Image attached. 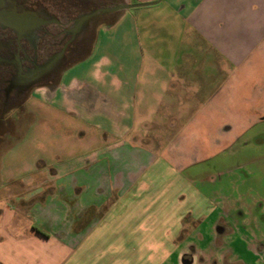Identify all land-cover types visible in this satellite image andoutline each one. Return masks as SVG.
I'll use <instances>...</instances> for the list:
<instances>
[{
  "label": "crops",
  "instance_id": "0c3cea01",
  "mask_svg": "<svg viewBox=\"0 0 264 264\" xmlns=\"http://www.w3.org/2000/svg\"><path fill=\"white\" fill-rule=\"evenodd\" d=\"M107 1L142 7L0 116V264H196L216 236L264 264L256 217L184 175L264 120V0Z\"/></svg>",
  "mask_w": 264,
  "mask_h": 264
},
{
  "label": "rangeland",
  "instance_id": "374dc122",
  "mask_svg": "<svg viewBox=\"0 0 264 264\" xmlns=\"http://www.w3.org/2000/svg\"><path fill=\"white\" fill-rule=\"evenodd\" d=\"M66 1L33 0L31 5L36 6L40 2L45 8L49 9L50 7L51 13L59 17L65 13L67 7L68 10L71 9V15L76 16V14H88L101 8L104 9L108 4L107 0H68L74 1L72 4L70 3L71 5ZM65 2L67 3L66 8L61 6V3ZM142 10L155 11L157 9ZM103 18L96 19V26L103 21ZM155 18L152 17V20L154 19L153 22L157 23ZM52 31L56 32L57 30L52 28ZM151 33L156 36L157 32L155 30ZM88 38L87 42L84 40L79 45V52L70 63L77 61L90 52L93 43L92 33ZM199 49L201 50V48ZM58 78H60V75L56 79ZM250 97V91H246L243 99L240 97V101H244L247 106L246 112L248 113L252 110L254 94L251 99ZM2 98L3 95H0V116L3 113L8 118L13 114V109L23 105L17 104L11 108L3 109L1 105ZM258 113L261 117H264V102ZM230 121L234 122L233 120ZM241 122H243L245 128L238 140H235L225 152L216 155L208 162L195 165L191 171L186 172L184 175L186 177L195 175L197 178H195L193 186L218 201L221 211L233 213L235 220L230 222L231 225L242 223L239 220L237 221L239 213L244 212L248 215V212H250L252 217H256L255 222H247L251 226L249 231L252 236L250 243L260 241L264 246V120H240V124ZM161 179L163 180V178ZM234 240L236 239L225 236L212 237V244L208 247L209 251H197L195 253L196 264H244L243 262L259 264L258 259L254 257V252L248 245L243 246L240 244V251L238 253L237 251L234 252L232 250ZM198 250L200 249L198 248ZM183 254L184 251L182 254L180 252V255ZM187 254L193 255L189 251H187Z\"/></svg>",
  "mask_w": 264,
  "mask_h": 264
},
{
  "label": "flooded vegetation",
  "instance_id": "af4514ba",
  "mask_svg": "<svg viewBox=\"0 0 264 264\" xmlns=\"http://www.w3.org/2000/svg\"><path fill=\"white\" fill-rule=\"evenodd\" d=\"M32 1L17 0L20 6L38 12L49 22L48 25H43L34 36L23 37L11 30L0 28V95H3V109L26 103L36 88L57 83V76L61 75L70 61L77 56L79 45L93 34L96 26V20H92L78 30V21L102 9L88 14L71 15L67 0L61 3L67 10L63 15L56 17L49 10L50 7L47 9L40 2L32 6ZM73 2L68 1V4ZM52 28L57 31H52ZM52 62H55L53 68L45 71Z\"/></svg>",
  "mask_w": 264,
  "mask_h": 264
},
{
  "label": "water",
  "instance_id": "95a60500",
  "mask_svg": "<svg viewBox=\"0 0 264 264\" xmlns=\"http://www.w3.org/2000/svg\"><path fill=\"white\" fill-rule=\"evenodd\" d=\"M137 7L142 6H131L124 4L113 8H104L95 11L82 17L78 21V30L92 20L103 18L110 14L131 10ZM55 23L59 24L58 22ZM48 24L49 22L41 17L38 12L20 6L17 0H0V28L11 30L18 36L23 37L34 35L35 32L39 31L43 27V25L46 26ZM54 65L55 62L50 63L45 71L50 70Z\"/></svg>",
  "mask_w": 264,
  "mask_h": 264
}]
</instances>
